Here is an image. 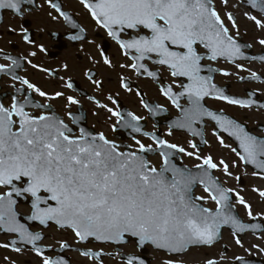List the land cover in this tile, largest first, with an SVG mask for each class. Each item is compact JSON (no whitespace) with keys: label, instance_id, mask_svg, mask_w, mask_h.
<instances>
[{"label":"snow or ice","instance_id":"1","mask_svg":"<svg viewBox=\"0 0 264 264\" xmlns=\"http://www.w3.org/2000/svg\"><path fill=\"white\" fill-rule=\"evenodd\" d=\"M223 2L227 4V0ZM247 2L264 15V0ZM33 3L34 0H0V10H10L13 15L23 18L30 10L26 6ZM47 3L72 28L77 27L59 4L53 0H47ZM80 3L130 59L131 63L121 65L122 68L127 66L138 75L143 73L157 79L158 72L145 64L150 62L153 67L169 72L177 90L169 83L162 85L160 92L180 110L181 115L172 127L187 128L193 135H199L193 125L207 116L235 138L240 160L264 173V129L253 134L245 125L209 110L202 103L211 97L241 108L255 104L251 99L226 95L213 82L211 73L216 70L205 66V61L223 58L234 62L244 56L241 44L230 34L213 0H80ZM248 19L264 29L261 19L252 15ZM227 20L232 22V27H237L231 13L227 14ZM27 31L22 25L23 40L32 43ZM69 39L84 38L78 32ZM259 43L264 45V39ZM40 51L46 49L41 45ZM29 55L35 56L36 53ZM258 58L264 61V56ZM5 59L11 60V65L0 64V73L18 80L26 90L49 100L64 95L58 91L49 96L29 80L16 75V69L20 67L18 59L11 56H5ZM104 63L110 64L107 57ZM205 70L208 75H202ZM222 74L229 75L227 72ZM252 78H257L256 73H252ZM122 86H126L123 81ZM12 87L14 94L10 104L5 106L0 102V231L15 234L18 240L0 244V247L13 246V251L20 252L19 244H27L32 246L36 256L42 258L41 264H69L61 255H44L45 250L37 246V242L43 240L42 234L31 231L18 219L24 215L18 211L22 202L28 204L30 214L27 219L30 221L45 226L54 222L60 228L70 229L79 242L94 239L119 246L116 255L121 264H146L135 251L121 250L128 245L135 249L150 245L157 250L183 254L194 245L212 246L225 225H231L238 232L247 227L231 214L230 194L233 189L224 188L209 174V170L218 167L213 157L196 156L197 160L202 159V163L195 165L201 171L193 173L173 164L170 160L173 152L169 150L188 156L193 153L160 139L154 133H144L153 141L154 147L136 140L138 147L135 151L130 150V146L116 144L103 133L92 134L79 128V135H76L56 115L27 110H48L51 106L34 102L25 94L24 88ZM67 87L71 88L72 84L68 83ZM181 98H186L187 107L180 104ZM67 103L74 105L78 101L68 96ZM258 107L264 109V104ZM107 111L121 118V113L111 108ZM68 115L76 123L78 118L72 117L71 112ZM127 115L130 120H124L122 126L140 132L137 124L132 123L138 122L140 117L132 113ZM189 143L190 147H196ZM220 143L223 144V140ZM122 147L129 150H121ZM156 152L162 158L159 168L152 166L143 155ZM219 164L225 175H231L224 160ZM196 184L203 186L204 192L215 202V209L198 203L204 197L194 195L193 186ZM259 195L264 198V191ZM236 197L237 203L248 209L247 214L252 217L251 206L239 193ZM236 243L241 244V241L237 239ZM68 247L67 242L59 243L61 250ZM52 251L55 253L54 248ZM80 252L102 264L103 252ZM236 260L241 258L236 257ZM164 264L177 262L166 260ZM204 264H217V261L208 259Z\"/></svg>","mask_w":264,"mask_h":264},{"label":"flooded vegetation","instance_id":"2","mask_svg":"<svg viewBox=\"0 0 264 264\" xmlns=\"http://www.w3.org/2000/svg\"><path fill=\"white\" fill-rule=\"evenodd\" d=\"M53 3L61 6L62 11L69 15L72 23L77 25L76 28H72L70 24L64 21L50 7L47 0H34L32 5H27L26 7L30 10L24 13L23 18L19 15H13L10 10H0L3 14L0 22V64L11 65V60L5 59V56L16 58L20 63V67L16 69V75L29 80L47 92L49 96H54L58 91L63 92L64 95L51 100L40 97L37 93L26 90V86L21 85L18 80H13L11 76L0 73V102L5 106L10 104L11 96L14 94L12 86L15 85L16 88H24L25 94L29 95L34 102L51 106L48 110H27L36 114L47 111L49 114L56 115L63 119L76 135H79V127L87 126L93 130V133H103L106 138L113 140L116 144L130 146L132 151L138 147L136 140L146 146L153 144L149 136L144 135V133H154L160 139L176 144L174 139L170 138L179 133L170 129L165 125V122L168 119L179 118L181 113L160 92V87L169 83L172 84L174 90H177L169 72L163 68L153 67L150 62H145V64L151 70L158 72L157 79L148 77L143 73L138 75L127 66L122 68L121 65L131 63L130 59L123 54L115 41L108 37L106 31L99 28L92 20L91 15L80 3V0H53ZM213 4L225 25L229 27L230 34L241 44L244 56L234 62L223 58L216 61H205V66L216 70L211 73L213 82L217 87L223 89L226 95L241 100L251 99L255 101V104L249 108H241L239 105H230L226 101L211 97L205 98L202 103L209 110L245 125L247 130L253 134H259L264 129V109L258 107V105L264 104V61L258 58L264 56V45L259 43L260 40L264 39V29L258 28L252 20L248 19V16H256L257 19L264 21V15L260 14L259 9L252 8L250 3L244 4L240 0H227V4L223 0H213ZM228 13H231L235 18L237 27H232V22L227 20ZM246 13L248 15H245ZM53 16L57 19L53 20ZM22 25L27 28V35L32 43H26L23 40ZM13 29L14 31H12ZM80 29H83V32H80ZM78 32L84 39L76 41L69 39L70 36L76 35ZM41 45L46 51H40ZM32 52H35L36 55H29ZM105 57L110 61V64L104 63ZM32 65L37 67L33 68ZM223 72H227L229 75L225 76L222 74ZM252 73H256L257 78H252ZM208 74L206 70L202 72V75ZM122 81L126 86H122ZM68 83L72 84L71 88L67 87ZM68 96L75 98L78 103L68 104ZM179 102L182 106L187 107L186 98H181ZM145 104L149 107H145ZM98 105H105L106 107H99ZM108 108L121 113V118L112 116L107 111ZM150 108L152 111L149 110ZM69 112H71L72 117L78 118L76 123H73L72 118L68 115ZM128 113L140 117L138 122L143 124V127L139 135H130L131 130L122 125L120 126L121 129L113 130L120 120L123 122L130 120ZM193 128L199 131L202 138L187 134L185 136L196 147H190L188 141L189 148L177 144L179 147H183L186 152L193 153L192 156L178 153L182 161L184 158L194 161V164L188 165L191 167L202 163V159L197 160L196 156L206 153L204 151L208 149L211 141L218 143L219 140L225 139L222 135L216 136L214 134V122L207 116L203 117L198 124H194ZM209 130H211V137H209ZM121 150L129 149L122 147ZM143 155L149 161L162 160L158 152ZM215 155L207 154L219 164L220 156L216 157ZM230 155L244 167L236 152H232ZM175 156L176 153H173V159H176ZM217 170L218 167L214 169V175ZM255 176L259 177L258 174ZM238 183L240 186L248 184L241 177ZM234 199L237 201L235 197ZM18 211L28 215V204H21ZM27 227L33 232L42 234L43 240L37 242V246L45 250L44 255L46 256L61 255L64 257V253L60 252L59 243L66 241L64 238L59 239L58 236L63 235L64 232L71 235L74 241L67 242V244L69 248L73 249V253L67 255L70 257V264H72L71 254H76L77 252L74 251L75 249L79 250L80 246L71 230L59 229L54 225L43 228L36 223L35 225L28 224ZM13 239L18 240V237L15 234L0 231V244L9 243ZM19 246L21 247L20 252L13 251V246L0 247V264H41L42 258L35 255L31 245L19 244ZM106 246L87 242L81 247L92 252H103L102 262L109 258H118L121 262L120 257L116 255V248L108 245L112 250L106 252L103 249ZM53 248L55 253L52 251ZM151 251L153 250L149 249L147 255ZM221 252L223 254L226 252L222 246ZM137 255H139L138 251ZM83 257L88 258L91 264H101L98 260ZM152 262L153 259L151 258L150 264Z\"/></svg>","mask_w":264,"mask_h":264},{"label":"rangeland","instance_id":"3","mask_svg":"<svg viewBox=\"0 0 264 264\" xmlns=\"http://www.w3.org/2000/svg\"><path fill=\"white\" fill-rule=\"evenodd\" d=\"M57 27L56 25L52 24ZM211 130H209V137H211ZM170 139H174L176 144H180L185 148H189L187 141L189 143V139L183 134H176L175 137L171 136ZM223 144L220 143L221 140L211 141L208 149L201 153V157H206L207 154L212 153L216 157H219L220 160H224L225 163L229 165V172L231 175H225L223 171V166L218 164V170L215 175L218 177L220 182L226 187L233 189V195L237 199L236 194L239 193V196H242L246 203L251 206L252 217L248 216V209H246L243 205L237 203L235 200L233 202L236 207L239 216L245 221L249 222L253 217H258L259 219H264V198L259 195L260 191H264V179L258 176L253 175V173L244 167H242L239 162L231 156L232 144H230L227 140L222 139ZM152 165L158 166L159 161L153 160L150 161ZM183 163L186 165L194 164V161L187 160L184 158ZM241 177L242 179L248 182L245 186H240L238 183L237 177ZM196 196H203L206 207L215 209V202L212 201L208 195L204 192V190L198 188L195 192ZM59 239L64 238L66 242H73L74 239L67 232H64L63 235L58 236ZM221 244H225L228 247V252L223 254L221 252V246H216L208 249H192L187 252L184 256L172 258L167 255H163L157 253L155 251H151L148 255L153 259L152 264H164L166 260H173L177 263L183 264H204V262L208 259L218 260L220 264H234L232 261L236 259V257L243 258H256V259H264V233L259 235H251L246 234L244 238L241 240V244L236 243V239L234 235L224 230ZM255 245V247H254ZM106 252H110L112 248L108 245L103 248ZM122 251H135L137 253V249L133 248L132 245H128L126 248L121 249ZM71 258H73L72 264H91L88 258H84L80 253L71 254ZM102 264H121V262L116 259H106L102 262Z\"/></svg>","mask_w":264,"mask_h":264},{"label":"water","instance_id":"4","mask_svg":"<svg viewBox=\"0 0 264 264\" xmlns=\"http://www.w3.org/2000/svg\"><path fill=\"white\" fill-rule=\"evenodd\" d=\"M243 3H248L247 2V0H241ZM214 112V111H213ZM216 113V112H215ZM218 114V113H217ZM177 119H170V120H167L168 122H166V124L168 125V126H170L172 129H174V130H176V131H184V132H187V133H192L191 131H189L187 128H177V127H172V125H173V123L176 121ZM221 131H223L221 128H219ZM224 132V134L229 138V140L231 141V142H233L234 144H235V149H236V152H239L240 151V149H239V146H238V142L235 140V138L234 137H230L229 135H228V133L227 132H225V131H223ZM216 133H219L218 131H216ZM193 134V133H192ZM170 160H171V162L173 163V164H175L177 167H179V168H187V169H189V170H191L193 173H199L201 170L200 169H197L196 167L195 168H192V169H190V168H188V167H185V166H183V165H181V163H180V160L177 162V163H175L174 161H173V155L170 157ZM243 162V161H242ZM243 164H244V162H243ZM245 165V164H244ZM245 166H247V167H249L252 171H254V172H257V173H260V174H262L263 176H264V173H262V172H260V170L259 169H256V168H254V166L253 165H245ZM213 171H214V169H211V170H209V174L214 178V179H216L217 181H218V179L213 175ZM219 182V181H218ZM220 183V182H219ZM221 184V183H220ZM198 185H200V184H196V185H194L193 186V193H194V191H195V189L197 188V186ZM202 188H203V186L202 185H200ZM221 186H223L222 184H221ZM230 200H231V203H232V201H233V196H232V193L230 194ZM202 202H203V200L202 201H198V203H200L201 205H202ZM203 206V205H202ZM204 207V206H203ZM231 214L232 215H234L238 220H240L243 224H245V225H247V227L244 229V231L243 232H238V231H235L233 228H232V226L231 225H225V226H223L222 228H221V235L218 237V239H217V241L213 244V245H215V244H217V243H219L220 241H221V239H222V232H223V230L224 229H227V230H229L230 232H232L235 236H236V238L237 239H239V240H241V238L242 237H244L245 235H246V233H251V234H254V235H257V234H259V233H261V232H263L264 231V222L263 221H259L257 218H254L253 220H252V222H250V223H246V222H244L240 217H239V215H238V212H237V210H236V208L232 205V208H231ZM27 222L28 223H38L39 224V222H37V221H30V220H28L27 219ZM50 223H53V224H55L54 222H49V224ZM48 224V225H49ZM48 225H42L43 227H47ZM56 225V224H55ZM56 227L57 228H60V227H58L57 225H56ZM63 229V228H62ZM90 240V239H89ZM88 240V241H89ZM95 244H107V243H105V242H101V241H96V240H94V239H91ZM88 241H84V242H79V243H81V244H86ZM111 244V243H110ZM114 245V244H113ZM116 247H118L117 245H115ZM152 247V246H151ZM192 247H204V246H196V245H194V246H191L190 248H192ZM153 248V247H152ZM223 248H224V250H226V246H223ZM154 249V248H153ZM67 249H63V250H60V252H65ZM140 250V252L142 253V255H145V254H147V249H146V246L144 247V248H142V249H139ZM155 250H157V249H155ZM157 251H160V252H165V253H167V254H169V255H172V256H180V255H183V254H185V253H183V254H177V253H170V252H167L166 250H157ZM65 260H67L68 262H69V259L67 258V257H63ZM142 258L143 259H145V261H146V264H149V259H147L146 257H144V256H142ZM235 263L236 264H264V260H256L255 258H252V259H243V258H241V260H236L235 261ZM217 264H219L218 262H217Z\"/></svg>","mask_w":264,"mask_h":264}]
</instances>
